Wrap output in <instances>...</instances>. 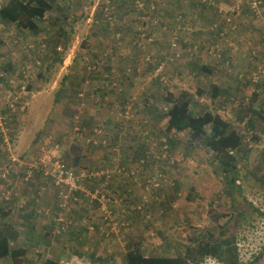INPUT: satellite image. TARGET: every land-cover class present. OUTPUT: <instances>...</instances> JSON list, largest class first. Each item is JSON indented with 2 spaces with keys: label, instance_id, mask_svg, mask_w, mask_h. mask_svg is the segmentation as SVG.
Masks as SVG:
<instances>
[{
  "label": "rangeland",
  "instance_id": "obj_1",
  "mask_svg": "<svg viewBox=\"0 0 264 264\" xmlns=\"http://www.w3.org/2000/svg\"><path fill=\"white\" fill-rule=\"evenodd\" d=\"M6 1L2 0L3 6ZM141 1L145 4L136 6L137 12L150 16H144L143 25L136 14L123 21L122 15L130 11L127 3L118 0H54L46 18L37 20L35 32L17 30L0 20V173L6 176L1 175L3 180L13 178L15 184L8 188V182L0 181V199L10 189L20 199L56 197L48 180L37 176L35 182H26L24 170L12 161L32 162L40 154L44 156L43 150L75 172L108 170L110 176L83 183V190L68 201L63 214L74 225L64 233L51 234L52 224L47 226L44 220L54 217H42L37 229L21 231L14 245L26 247V254L17 264H43L46 258L59 264H124L126 252L136 246L147 256H172L196 236L203 238L212 232L218 237L213 216L228 212L234 214L230 234L240 261L251 262L254 253L264 247V75L257 85L249 81L258 67L264 71L262 22L248 0L233 15L224 12L222 16L192 0H148L150 8L155 4L148 14L146 0ZM220 1L228 10L231 2ZM259 1L264 11V2ZM180 13L185 29L177 31L182 45L205 40L212 46L214 38L204 36L210 24L233 26L221 40L219 56L215 50L205 55L200 49L197 54L165 62L164 69L167 90L188 91L194 113H218L241 134L247 149L239 157L240 178L231 197L227 180L213 169L209 151L190 144L186 132L166 130L164 113L169 105L163 102L165 89L158 88L152 65L143 60V53L148 52L164 61L175 32V16ZM102 14L107 21L112 17V27L110 23L106 26ZM228 17L230 22L225 21ZM140 25L147 34L151 31L153 42H139ZM117 32L122 34V50L114 37ZM43 43L46 46L41 51ZM29 44L34 48H28ZM103 53L105 58L99 59ZM57 55L61 62L55 61ZM91 63L97 66L94 71L86 69ZM213 63L212 73L200 69ZM109 80L117 85L107 88ZM212 85L223 93L212 98ZM255 90L259 97L251 108L259 115L251 126L248 117L254 115H245L240 107L248 106ZM126 102L135 104L129 120L123 113ZM75 115L79 116L76 122ZM75 128L81 133L77 141ZM94 128H103L105 144L100 143L105 139L101 137L97 145L88 146L87 132ZM166 137L174 144L169 145ZM158 143L160 149L155 151ZM123 144L125 151L121 150ZM142 144H146L147 165L141 163L138 150L134 152ZM158 157L164 163H157ZM50 204L44 206L54 209L55 203ZM102 206L109 212L106 220ZM30 218L25 216L27 223ZM77 228L81 231L69 234ZM199 264L223 263L211 256ZM256 264H264V259Z\"/></svg>",
  "mask_w": 264,
  "mask_h": 264
},
{
  "label": "trees",
  "instance_id": "obj_2",
  "mask_svg": "<svg viewBox=\"0 0 264 264\" xmlns=\"http://www.w3.org/2000/svg\"><path fill=\"white\" fill-rule=\"evenodd\" d=\"M53 1L54 0H7V3L2 7L0 11V20L8 23L17 30L24 29L35 32L38 29L37 20L46 18V15L53 8ZM118 1L120 2V4L127 3L128 5L125 7H127V9L130 11V13L128 12L125 13V15H122L123 21L129 14H136V17L138 18V20H140L139 22L143 24L146 22V18H144V16L150 17L149 15H146V13L137 12L136 0ZM228 1L231 2V0ZM262 1L264 2V0ZM146 3L147 4L144 7V11L149 14L150 12H152V10L150 8L148 0H146ZM221 4H223V2H221ZM100 12L103 13V8L100 9ZM103 15L104 14H102V16ZM219 15L222 16V14ZM104 16L103 19L107 26L109 24V21H107ZM149 34L151 35V31ZM147 54L150 55L148 52L143 53V60L145 58V55ZM150 56L152 57V55ZM223 59L224 61L226 60L224 57ZM55 61L61 62L62 57L60 55H57ZM157 62L158 60L154 63H150L152 65V69H154ZM209 65L203 64L202 66H200V68H202V71L204 72L211 73L208 67ZM211 65L213 66L214 63ZM260 80L254 82V84L257 85ZM249 81H252L250 76ZM156 83L158 85V88L160 89L161 86L159 81H157ZM222 91L223 90L219 86L212 85L211 97H217L220 93H223ZM255 91L257 92L253 93L254 98L250 100L248 106H246V108H244V106L240 107L241 111L245 115L248 116L250 115V113L254 115V117H248V124L251 126L254 124V120L256 117L255 115H259L254 109L251 108L252 103L255 102L259 97L258 90ZM198 93L201 94L203 92L199 90ZM163 98V102H165V104L167 105H170L164 113V115L167 116L166 130L168 132L171 130H174L176 132H186L188 135L187 140L190 144L209 151V160L210 162L213 161V169L220 171L222 179L227 180L228 187H230L228 192L231 197L234 188H238L236 186V183L240 178L238 169L239 157L242 152L244 153L243 148L247 149L242 144L241 134H239L231 126L229 121L222 118V116L218 113H213L212 111L194 113L191 108L192 96L186 90L174 93V90L168 91L167 89H165L163 91ZM239 119L242 122L245 121L244 116H240ZM116 126L119 127L121 126V124L119 123V126L118 124H116ZM103 137L106 140L105 135H103ZM254 139H257V137L254 136ZM77 140L79 139L75 137L74 141ZM1 141H3V138L0 136V142ZM67 141L69 140L67 139ZM166 142L169 145L174 144L173 140L169 139L168 137H166ZM72 143L74 142L72 141ZM97 144H90L88 146L93 147ZM125 146L126 144L122 145V151H125ZM160 146L161 144L158 143L155 151H158V149H160ZM145 148L146 144H142L141 148H135L134 152L135 150H138L136 152H138V154L143 157V159H141V163L145 162V164L147 165L148 156L146 154ZM156 162L164 163L159 157L156 158ZM22 170H25L24 167L22 168ZM36 197H38V195H36ZM32 199L33 198H31V200ZM31 200L30 198L29 200H27L26 206L31 205ZM44 207L47 206H41L40 208ZM31 212L32 214L30 215H37L35 213V209H31ZM233 215V212H228L216 213L213 216V219L217 224L216 229L218 230V237H215L212 232L208 233V235L203 238L196 236L183 249V251L172 256H147L142 253L139 247L136 246L126 252L124 264H199L206 257L211 256L217 258L218 261L222 262L223 264H256L258 261L264 259V247L254 253V255L252 256L253 260L251 262L243 263L239 260L237 246L234 241L235 238L230 234V232L232 233L233 231V226L232 224H229V222L233 219ZM43 217L49 219L47 215H43ZM222 219L224 220L221 222ZM19 223L20 222H14L13 219H9V213L5 211V208L0 205V262L5 261L6 259H10L9 264H17L19 263V261H21L22 257H25L26 250L23 247L14 245L20 238V230L22 225ZM48 224L49 226L52 224L51 220L48 221ZM230 226H232L231 229ZM44 264H59V262L53 259H47L45 260Z\"/></svg>",
  "mask_w": 264,
  "mask_h": 264
},
{
  "label": "built area",
  "instance_id": "obj_3",
  "mask_svg": "<svg viewBox=\"0 0 264 264\" xmlns=\"http://www.w3.org/2000/svg\"><path fill=\"white\" fill-rule=\"evenodd\" d=\"M196 3L197 6L202 7L203 5L205 6H209L214 8L218 15L222 14L225 12H229L231 15H233V11H238L239 8L241 7V4L243 2V0H236L235 4L233 5V0H231V4L229 5L228 10H224V8L222 7V4L220 2V0H192ZM249 3V7L251 8L253 14L259 18L263 24L264 27V11H261V1L259 0H248ZM154 4V3H153ZM155 5V4H154ZM151 5V10H153V6ZM136 6L139 8H142L144 6V3L141 0H136ZM3 7L2 4V0L0 1V11ZM183 14H177L175 16V26H174V36L172 37V39L170 40V51H168L165 54L164 57V61L157 59V58H153V56L151 57L150 55H145L144 60L146 61V63H154L155 61L158 60L157 64L154 67V71H153V76L157 77L159 79V83H160V90H164L167 89L168 86V82H167V78L165 76L164 73V69H165V62L167 61H177L179 60L182 55L187 54V55H193V54H197L199 52L200 49H202L201 51H203L206 54L208 53H212V50H215L218 54V56L220 55L221 51H222V45H221V40L226 38V35L228 33L229 28L233 29V26H225L222 27L221 25H219V23H212L208 26V28H206L207 32H204V36H211L214 38V44L212 46H210L209 44L206 43L205 40H201L200 43L198 44H186L182 45L181 43V39L178 35V31L180 29H185L184 28V20H183ZM109 23H110V27H112L113 25V19L112 17H108ZM227 22H230V18L228 17L226 19ZM143 25V23H141ZM142 25H140L139 28V32H137V36L139 39V42L142 41H148V43L153 42L154 39L152 38V34L150 35L149 33L147 34V32H144V29L142 28ZM167 26L163 25V29H166ZM117 44H118V49L122 50L121 47V40H122V34L120 32H117L114 35ZM226 41H228L226 39ZM46 44L43 43L40 45V50L43 51L45 48ZM28 48H34L33 45H28ZM106 53H103L99 56V59H103L105 58ZM114 58V57H111ZM220 61L223 63V59H220ZM87 70L88 71H94L96 69V64L91 63V64H87ZM264 75V71L261 67H258L256 70H254L250 77L251 80L253 82H257L258 80L261 79V76ZM117 85L116 81H107L105 82V86L110 88ZM135 104L133 102H126V104L124 105V112L125 115L124 117L127 118V120H129L130 118L128 117V113L130 111V109H132V107ZM170 106V105H169ZM77 116L75 115V122L77 121ZM79 117V116H78ZM74 135L76 137L81 136L80 130L78 128H75V132ZM87 135H89V138L87 140V142H89V144H97L98 143V137H103L102 136V128H94L91 132H87ZM105 139L102 140L101 143L105 144ZM47 152V153H46ZM44 151V156L42 157L41 155L36 158L34 161L32 162H25L23 160H19V159H12V161H16L17 162V166L20 168L24 167V173L22 174L23 180L25 179L26 182H35L36 177L38 176L41 180H48L50 182V184L54 187L55 189V194H56V208L52 209L51 207H44V208H36L35 209V213L37 215H47L48 218H52L54 217L52 220V230H51V234L53 236H58L62 233H64L65 231L68 230V228H70L71 226L74 225V222L72 219L67 218L63 212H66L68 210V201H70V199H74L75 193L77 191H82L83 190V183L89 184L92 183L94 180L99 179V178H109V174H108V170H80L78 172H75L73 170L72 167H67L66 165L62 164L60 159H56L53 158L50 154H48V151ZM42 153V155H43ZM34 171V169H36ZM120 171V170H119ZM2 177H6L4 174H2ZM105 184L107 185V181L105 182ZM44 187H40L39 188V194L40 191L43 190ZM101 197H103V195H101ZM2 202L4 204H9L12 200H15L16 205L19 208H27L26 203H27V198L25 199H20L18 197L14 196V193H12V190H6L3 193L2 196ZM102 210L104 212L103 216L104 219L106 220L107 216L109 215V212L104 208V206H102ZM114 225H116V223H114Z\"/></svg>",
  "mask_w": 264,
  "mask_h": 264
},
{
  "label": "crops",
  "instance_id": "obj_4",
  "mask_svg": "<svg viewBox=\"0 0 264 264\" xmlns=\"http://www.w3.org/2000/svg\"><path fill=\"white\" fill-rule=\"evenodd\" d=\"M228 1V0H227ZM229 2V1H228ZM6 3H7V1H6ZM5 3V4H6ZM230 3V2H229ZM228 3V4H229ZM223 4H224V2H223ZM203 6H205V5H203ZM222 7H223V5H222ZM209 67V69H210V71H211V73L213 72V66L210 64V66H208ZM201 70H203L202 68H200ZM207 73V72H206ZM2 166V165H1ZM2 173L3 172H1L0 173V181L1 182H8V188H13V186L15 185V184H13V181H14V179L13 178H11L10 180H3L2 178H1V175H2ZM53 193V192H52ZM48 195V194H47ZM47 195L46 196H43V198H37V200H35L33 197V199L31 200V205L30 206H27V208H25V209H23V208H19L17 205H16V202H15V200H12L9 204L11 205L10 206V208H6V207H3V208H5V211H7L8 213H9V219H13L14 220V222H20L19 224H21L22 225V227H21V230H20V234H21V231H22V234H24V233H28L29 231H32L33 229H37V224H39L40 223V221L41 220H44L42 217L43 216H41V215H30V214H32V212H31V209H36V208H39V207H41V206H44V205H46V204H50V203H53V204H50V205H54V203L56 202V200H55V197H54V194H52V197H51V199L50 198H48L47 197ZM51 200H52V202H51ZM1 202H2V200L0 199V205H2L1 204ZM3 203V202H2ZM31 206H32V208H31ZM18 209V210H17ZM30 209V210H29ZM16 211L17 212H22V215H20V214H16ZM15 212V213H14ZM30 216H29V215ZM25 216H27L28 218H30V223H27L26 222V220H25ZM44 222H45V224H47V226L49 225L48 224V221L47 220H44ZM25 223V224H24ZM27 224H29L30 225V227H27ZM80 228V227H79ZM79 228H77V229H75V230H73V231H69V234L70 233H77V231H79L80 229ZM81 231V230H80ZM65 235V237H66V235H67V233H65L64 234ZM41 236H43V235H41ZM53 237V236H52ZM69 237V236H68ZM60 239H62V237L60 236L59 237ZM57 244H59V245H61V246H63L62 245V242H59V243H57ZM24 249H26V247H23ZM61 248V247H60ZM60 248L58 249V251L60 252ZM47 259H49V258H46V260ZM44 262H45V260H44ZM44 262H43V264H44ZM59 263H61V262H59ZM14 264V263H13Z\"/></svg>",
  "mask_w": 264,
  "mask_h": 264
}]
</instances>
